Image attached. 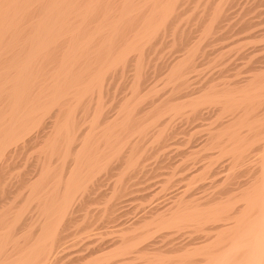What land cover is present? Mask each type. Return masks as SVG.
I'll return each mask as SVG.
<instances>
[{"label": "bare ground", "instance_id": "6f19581e", "mask_svg": "<svg viewBox=\"0 0 264 264\" xmlns=\"http://www.w3.org/2000/svg\"><path fill=\"white\" fill-rule=\"evenodd\" d=\"M0 264H264V0H0Z\"/></svg>", "mask_w": 264, "mask_h": 264}]
</instances>
